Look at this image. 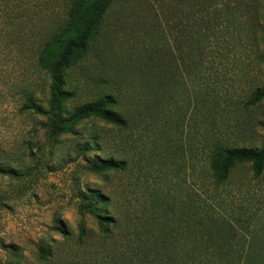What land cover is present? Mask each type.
I'll return each mask as SVG.
<instances>
[{"label":"rangeland","instance_id":"374dc122","mask_svg":"<svg viewBox=\"0 0 264 264\" xmlns=\"http://www.w3.org/2000/svg\"><path fill=\"white\" fill-rule=\"evenodd\" d=\"M69 1L0 0V264H224L206 254L229 250L264 258V170L238 165L218 186L206 171L213 135L236 145L262 139L264 100L246 101L264 85V0L212 2L210 10L234 11L220 12L201 58L202 0H114L85 56L65 71L73 94L63 108L68 115L111 94L130 124L91 116L63 130L38 54ZM157 59L158 78L148 74ZM109 158L126 159L127 169H91ZM87 188L109 196L112 233L81 216ZM199 210L211 220L198 223ZM207 224L231 233L213 232L206 244Z\"/></svg>","mask_w":264,"mask_h":264},{"label":"trees","instance_id":"16d2710c","mask_svg":"<svg viewBox=\"0 0 264 264\" xmlns=\"http://www.w3.org/2000/svg\"><path fill=\"white\" fill-rule=\"evenodd\" d=\"M200 1V0H198ZM201 7L195 10L196 20V37L194 47L197 49L199 58L204 53V44L208 34L215 28L216 20L222 14H233L234 10H210V4L213 2L219 3L221 8L228 7L225 0H202ZM114 0H70L65 11L64 18L57 24L56 28L51 32L49 38L46 40L38 54V64L45 70L51 79L49 106L50 113L60 124L62 129H68L73 124L88 117H97L101 120L109 122L118 128H128L129 119L116 105V98L111 94H106L103 97L95 100L82 103L73 108L72 112L67 115L64 114L63 103L66 99L72 96V91L66 88L65 71L71 65L77 63L82 59L90 43L102 31L103 21L106 14L111 8ZM215 7V6H214ZM198 65H201L199 60ZM190 68V67H189ZM186 68V69H189ZM149 73H153L158 78L162 71V64L160 59L157 62L148 66ZM172 72L171 63L167 64L165 78H170L171 83L168 87H173L172 80L175 81V72ZM165 83H167L165 81ZM173 89V88H172ZM206 91V90H205ZM264 100V85L255 87L248 96L246 101L247 106H257ZM34 105V103H33ZM40 112L39 107L34 106V109ZM211 107L209 111H211ZM249 125V124H245ZM263 136L259 145L248 141L245 145H236L221 142L214 135L207 141L208 143V158H207V175L210 183L215 186L225 182L231 175L232 170L241 164H248L254 176H259L264 170V118L261 121ZM243 137V129L246 126H236ZM126 159H104L99 163L91 165L93 171L101 172L104 170H112L114 172H121L127 169ZM81 203L79 212L81 216L88 214L94 217L101 231L112 233V227L117 226V218L108 210L110 205L109 196L103 194L100 190L87 188L81 191ZM202 220H211V213L207 211L197 212V222ZM215 223V222H214ZM207 224L202 226L203 230H199V236L206 240H213V232L218 238L228 235L222 232L223 228L230 232L232 229L229 226ZM62 233L61 230H59ZM81 232L85 233V228L81 225ZM224 233V234H223ZM233 235V234H232ZM108 237V234L105 235ZM209 237V238H208ZM218 245L221 246L220 243ZM208 258L215 257L217 262L224 264H232L235 260L237 264H264V258H261L257 253L249 251L240 253L235 250L209 252L206 254ZM221 260V261H220Z\"/></svg>","mask_w":264,"mask_h":264}]
</instances>
